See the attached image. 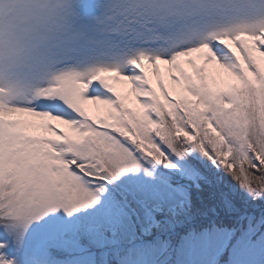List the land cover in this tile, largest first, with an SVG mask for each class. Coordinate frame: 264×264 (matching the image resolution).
I'll return each mask as SVG.
<instances>
[{
    "label": "snow or ice",
    "instance_id": "6c2138e0",
    "mask_svg": "<svg viewBox=\"0 0 264 264\" xmlns=\"http://www.w3.org/2000/svg\"><path fill=\"white\" fill-rule=\"evenodd\" d=\"M0 264H264V0H0Z\"/></svg>",
    "mask_w": 264,
    "mask_h": 264
},
{
    "label": "rangeland",
    "instance_id": "374dc122",
    "mask_svg": "<svg viewBox=\"0 0 264 264\" xmlns=\"http://www.w3.org/2000/svg\"><path fill=\"white\" fill-rule=\"evenodd\" d=\"M195 55V54H194ZM165 66H162V69L164 68ZM117 87H118V90H120L122 93H124V94H126L127 93V89L124 87V86H122V85H117ZM134 103V102H133ZM225 179H227V178H225Z\"/></svg>",
    "mask_w": 264,
    "mask_h": 264
}]
</instances>
